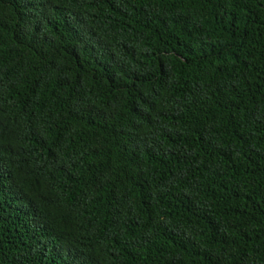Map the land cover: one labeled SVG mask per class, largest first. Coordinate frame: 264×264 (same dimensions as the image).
I'll list each match as a JSON object with an SVG mask.
<instances>
[{
    "label": "trees",
    "instance_id": "16d2710c",
    "mask_svg": "<svg viewBox=\"0 0 264 264\" xmlns=\"http://www.w3.org/2000/svg\"><path fill=\"white\" fill-rule=\"evenodd\" d=\"M0 264H264V0H0Z\"/></svg>",
    "mask_w": 264,
    "mask_h": 264
}]
</instances>
